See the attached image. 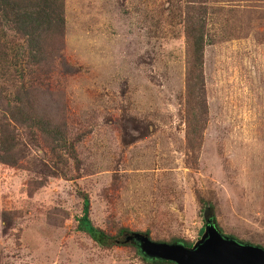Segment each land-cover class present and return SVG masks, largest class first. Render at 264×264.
<instances>
[{
    "label": "rangeland",
    "instance_id": "374dc122",
    "mask_svg": "<svg viewBox=\"0 0 264 264\" xmlns=\"http://www.w3.org/2000/svg\"><path fill=\"white\" fill-rule=\"evenodd\" d=\"M62 3L37 63L0 22V123L16 155L0 162V264H149L77 229L81 193L116 241L126 228L192 245L209 206L220 233L264 248V0ZM197 28L200 75L187 68ZM16 107L64 143L16 124Z\"/></svg>",
    "mask_w": 264,
    "mask_h": 264
},
{
    "label": "trees",
    "instance_id": "16d2710c",
    "mask_svg": "<svg viewBox=\"0 0 264 264\" xmlns=\"http://www.w3.org/2000/svg\"><path fill=\"white\" fill-rule=\"evenodd\" d=\"M0 22L10 23L12 29L26 37L28 46L29 59H32L34 63L41 60L43 54L42 44L45 42V35L48 33L56 32L59 35L63 30V3L62 0H0ZM190 29L188 33L189 50L187 68H193L199 70L201 67V49H202V33L197 28ZM42 50V53H41ZM188 69V70H189ZM193 71V70H190ZM192 79H198L199 75L192 73ZM189 81H187V84ZM193 85V84H192ZM197 87L200 88L197 83ZM202 88V87H201ZM10 118L20 126L31 125L37 128V130L48 136L52 141L60 140V144L64 143L62 138V132L59 130L58 125H54L49 121L48 117H44L34 111L21 112L20 107L14 108V110L8 113ZM18 115L19 117H16ZM14 135L11 129L6 127L5 123H0V162L4 164H14L16 162V155L14 152ZM82 199L81 215L77 219V229L87 234L93 241L98 243L102 247H110L116 243H123L122 241L114 240L113 236L107 235L104 231L94 227L88 218V198L85 193L80 194ZM198 202L202 203V199L198 197ZM204 220L209 219L215 228L219 231V227L215 224L212 209L209 206H204ZM203 227L200 229L202 232ZM130 233L126 228L118 229L115 236H124ZM140 233V232H139ZM146 235V231L143 232ZM123 239V237H122ZM179 242L171 240L170 242ZM167 242V243H170ZM243 242V241H242ZM181 243V242H180ZM246 243V242H245ZM124 244V243H123ZM135 248L136 253L142 260L149 264H173L169 261L158 260L154 258H148L143 256L138 250L134 242L126 243ZM185 247H190L191 244L182 242Z\"/></svg>",
    "mask_w": 264,
    "mask_h": 264
},
{
    "label": "water",
    "instance_id": "95a60500",
    "mask_svg": "<svg viewBox=\"0 0 264 264\" xmlns=\"http://www.w3.org/2000/svg\"><path fill=\"white\" fill-rule=\"evenodd\" d=\"M122 242H134L143 256L173 264H264V248L220 233L209 219L204 220L202 234L190 247L153 241L139 232L125 234Z\"/></svg>",
    "mask_w": 264,
    "mask_h": 264
}]
</instances>
